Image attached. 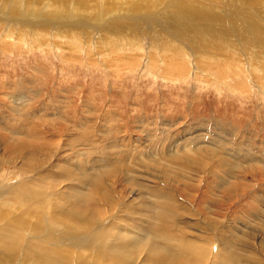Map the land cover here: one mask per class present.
Returning <instances> with one entry per match:
<instances>
[{
	"label": "rangeland",
	"instance_id": "rangeland-1",
	"mask_svg": "<svg viewBox=\"0 0 264 264\" xmlns=\"http://www.w3.org/2000/svg\"><path fill=\"white\" fill-rule=\"evenodd\" d=\"M59 2L0 0V264H264V0Z\"/></svg>",
	"mask_w": 264,
	"mask_h": 264
},
{
	"label": "bare ground",
	"instance_id": "bare-ground-1",
	"mask_svg": "<svg viewBox=\"0 0 264 264\" xmlns=\"http://www.w3.org/2000/svg\"><path fill=\"white\" fill-rule=\"evenodd\" d=\"M54 1H56V2H59V0H54ZM82 1V0H81ZM86 1V0H85ZM63 2V1H62ZM72 2V1H71ZM60 3V2H59ZM80 3V2H79ZM87 3V2H86ZM83 4V3H82ZM76 7V6H75ZM76 9V8H75ZM26 12V11H25ZM231 166V165H230ZM89 181V180H88ZM69 217V216H68ZM71 217V216H70ZM75 217V216H74ZM71 219H73V218H71ZM74 220V219H73ZM19 221V220H18ZM16 221V220H14V222H13V229L12 230H14V234L16 233L15 232V229H17V227H18V225H19V222H21V221ZM21 224V223H20ZM74 224V223H73ZM10 227V226H9ZM21 228V227H20ZM11 230V229H10ZM19 237H17V236H15V235H13L12 236V241H10V243L11 244H14L15 242H16V240H19L18 239ZM94 238V237H93ZM98 238V237H97ZM1 242L3 241V239H1L0 240ZM84 242V241H83ZM9 243V242H8ZM19 245V244H18ZM38 246V245H37ZM49 247V246H48ZM40 248V247H39ZM36 248H30V251L31 252H34L33 250H35ZM47 249V248H46ZM52 250H50V252L48 253V254H50L49 255V259H50V261L53 263V264H61V263H67V262H70V259H71V257H72V255L74 256V250L72 249V248H57V249H53V248H51ZM13 250V249H12ZM28 250H29V248H28ZM28 250H26V251H28ZM37 250H38V247H37ZM48 250V249H47ZM165 250L167 251V252H174L173 251V249L172 248H170V247H166L165 248ZM46 251V250H45ZM49 251V250H48ZM8 252H9V250H8ZM42 252V251H41ZM71 252H72V254H71ZM11 253V252H10ZM44 253V252H43ZM83 253V252H82ZM30 254H32V253H30ZM47 254V255H48ZM35 255H36V253H35ZM39 255H41V254H39ZM29 257V256H28ZM44 257H45V255H44ZM48 257V256H47ZM46 258V257H45ZM26 259V258H25ZM45 262V261H44ZM46 263L47 264H49L48 263V258H47V261H46ZM85 264L86 262H81L80 260H75L74 262H71L70 264ZM114 263L115 264H120V261H119V259L117 258L115 261H114ZM29 264H31V263H29Z\"/></svg>",
	"mask_w": 264,
	"mask_h": 264
}]
</instances>
